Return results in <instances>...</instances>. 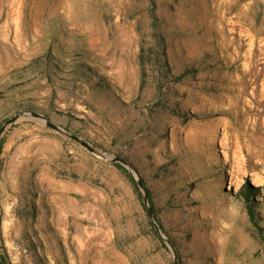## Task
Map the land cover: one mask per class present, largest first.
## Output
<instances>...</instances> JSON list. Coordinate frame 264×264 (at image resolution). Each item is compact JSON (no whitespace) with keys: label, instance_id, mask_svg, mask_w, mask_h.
I'll return each mask as SVG.
<instances>
[{"label":"rangeland","instance_id":"1","mask_svg":"<svg viewBox=\"0 0 264 264\" xmlns=\"http://www.w3.org/2000/svg\"><path fill=\"white\" fill-rule=\"evenodd\" d=\"M20 111L126 159L180 264H264V0H0ZM0 146L8 264H173L112 163L31 118Z\"/></svg>","mask_w":264,"mask_h":264},{"label":"water","instance_id":"2","mask_svg":"<svg viewBox=\"0 0 264 264\" xmlns=\"http://www.w3.org/2000/svg\"><path fill=\"white\" fill-rule=\"evenodd\" d=\"M23 118H31V119H35L37 121H41L42 123H44V125L56 132H58L59 134L64 135L65 137H67L68 139L76 142L77 144H79L81 147H83L84 149H86L88 152L95 154L96 156H99L107 161H109L110 163H117L119 164L121 167H123L128 175L130 176L132 182L134 183V185L136 186V188L138 189L141 199H142V205L144 208V211L156 233V235L158 236V238L162 241V243L165 245V247L170 251L171 256H172V261L173 264H180V259L178 257V254L174 248V246L172 245V243L170 242V240L168 239V237L165 235V233L162 231V229L160 228L156 216L152 210L151 207V203L149 200V195H148V191L147 188L145 187V185L142 183L140 176H138V174L136 173L135 169L133 168V166L123 157L120 156H114V157H109L103 153H101L100 151L96 150L95 148H93L92 146H90L87 142H85L84 140H82L81 138L77 137L76 135L69 133L65 130H63L62 128L58 127L57 125L53 124L48 117L40 115L36 112L33 111H20L17 112L15 115H13L12 117H10L9 119H7L1 126H0V137L2 135V133L4 132V130L12 125L13 123H15L17 120L19 119H23ZM0 264H4L1 259H0Z\"/></svg>","mask_w":264,"mask_h":264},{"label":"trees","instance_id":"3","mask_svg":"<svg viewBox=\"0 0 264 264\" xmlns=\"http://www.w3.org/2000/svg\"><path fill=\"white\" fill-rule=\"evenodd\" d=\"M139 59H140V64H141L142 69H143V65H144V63H143V62H144L143 47H142L141 50H140ZM0 148H1V146H0ZM112 165H114L116 168H118V169L121 171V173H122V174H123L128 180H129V182L131 183V185H132V187H133V190L135 191L137 197H138L139 199H141L140 193H139L138 189L136 188V186L134 185V183L132 182V180H131L130 176L128 175L127 171H126L123 167H121L119 164H117V163H112ZM140 178H141V177H140ZM141 181H142V183L144 184V181H143L142 178H141ZM144 185H145V184H144ZM147 191H148V195H149V200H150V203H151V207H152V210H153V212H154V214H155V216H156L157 222H158L160 228L162 229V231L165 233V235H166V236L168 237V239L170 240L168 234H167V233L165 232V230L163 229V227H162V225H161V222L159 221V219H158V217H157V214H156V212H155V209H154L153 203H152V201H151V197H150L149 190H147ZM250 192H251V190L248 189L247 187H245V189H244V196H245V197H248V196L250 195ZM141 206L143 207L142 203H141ZM143 209H144V208H143ZM145 218H146V224H147V226L149 227V230H150L151 234H152L153 237H154V238L160 243V245L165 249V248H166L165 245L162 243V241H161V240L158 238V236L156 235V233H155V231H154V229H153V227H152V225H151V223H150V221H149V219H148L146 213H145ZM170 242H171L172 245L175 247L174 243H173L171 240H170ZM0 259H1V261H2L4 264H8L7 261H6V259H5V257H4L2 254H0Z\"/></svg>","mask_w":264,"mask_h":264}]
</instances>
